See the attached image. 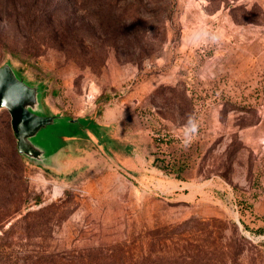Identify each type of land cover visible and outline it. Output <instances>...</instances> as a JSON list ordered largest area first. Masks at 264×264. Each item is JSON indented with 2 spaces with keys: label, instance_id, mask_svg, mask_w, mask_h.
<instances>
[{
  "label": "rangeland",
  "instance_id": "1",
  "mask_svg": "<svg viewBox=\"0 0 264 264\" xmlns=\"http://www.w3.org/2000/svg\"><path fill=\"white\" fill-rule=\"evenodd\" d=\"M8 61L80 122L0 109V264H264V0H0Z\"/></svg>",
  "mask_w": 264,
  "mask_h": 264
},
{
  "label": "water",
  "instance_id": "2",
  "mask_svg": "<svg viewBox=\"0 0 264 264\" xmlns=\"http://www.w3.org/2000/svg\"><path fill=\"white\" fill-rule=\"evenodd\" d=\"M43 95V86L28 81L12 62L0 66V109L6 108L11 115L19 153L30 162L50 165L59 149L52 148L44 132L54 125H74L80 120L47 114Z\"/></svg>",
  "mask_w": 264,
  "mask_h": 264
}]
</instances>
